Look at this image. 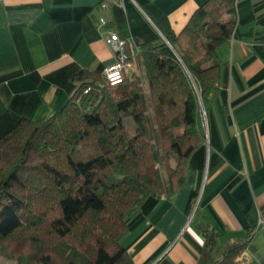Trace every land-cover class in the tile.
<instances>
[{
  "label": "trees",
  "instance_id": "1",
  "mask_svg": "<svg viewBox=\"0 0 264 264\" xmlns=\"http://www.w3.org/2000/svg\"><path fill=\"white\" fill-rule=\"evenodd\" d=\"M234 1L209 0L166 35L172 55L160 52L165 42L127 49L138 76L111 87L81 71L59 111L22 118L0 137L1 248L24 264H131L129 220L146 199L184 186L205 142L200 103L207 110L216 93ZM201 231L198 264H234L242 244L214 260L213 234Z\"/></svg>",
  "mask_w": 264,
  "mask_h": 264
},
{
  "label": "crops",
  "instance_id": "2",
  "mask_svg": "<svg viewBox=\"0 0 264 264\" xmlns=\"http://www.w3.org/2000/svg\"><path fill=\"white\" fill-rule=\"evenodd\" d=\"M208 1L0 0V137L22 118L59 111L79 72L103 76L113 54L97 28L100 16L131 52L165 42L160 52L168 56L165 36L178 35ZM234 12L231 38L217 54L205 142L189 159L184 186L146 199L129 220L122 246L131 264H198L202 228L220 260L264 212V0H235ZM251 250L264 257V230Z\"/></svg>",
  "mask_w": 264,
  "mask_h": 264
},
{
  "label": "built area",
  "instance_id": "3",
  "mask_svg": "<svg viewBox=\"0 0 264 264\" xmlns=\"http://www.w3.org/2000/svg\"><path fill=\"white\" fill-rule=\"evenodd\" d=\"M99 7L102 10H106L107 3L102 2ZM97 28L100 31L103 42L113 54V61L105 68L103 76L107 85L115 87L123 82L125 73L131 68L130 56L127 52L128 41L118 36L113 28H111V20L106 17L100 16L98 18ZM137 51L135 54H137ZM89 89L87 88L85 92L87 93ZM199 115L201 126L206 131V112L201 103ZM261 230H264V212L260 214L256 224L248 230L245 239L241 243L242 248L234 259V264H264V257H254L251 250L253 240Z\"/></svg>",
  "mask_w": 264,
  "mask_h": 264
},
{
  "label": "rangeland",
  "instance_id": "4",
  "mask_svg": "<svg viewBox=\"0 0 264 264\" xmlns=\"http://www.w3.org/2000/svg\"><path fill=\"white\" fill-rule=\"evenodd\" d=\"M125 74L127 77H131L133 75L138 76V69L135 65H132ZM0 264H24V262L20 256L11 255L8 250L0 247Z\"/></svg>",
  "mask_w": 264,
  "mask_h": 264
}]
</instances>
